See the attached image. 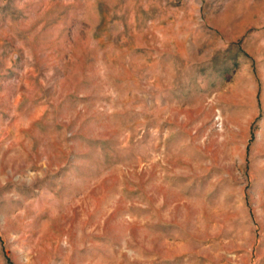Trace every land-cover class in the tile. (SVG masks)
Segmentation results:
<instances>
[{
    "label": "rangeland",
    "instance_id": "374dc122",
    "mask_svg": "<svg viewBox=\"0 0 264 264\" xmlns=\"http://www.w3.org/2000/svg\"><path fill=\"white\" fill-rule=\"evenodd\" d=\"M0 264H264V0H0Z\"/></svg>",
    "mask_w": 264,
    "mask_h": 264
}]
</instances>
